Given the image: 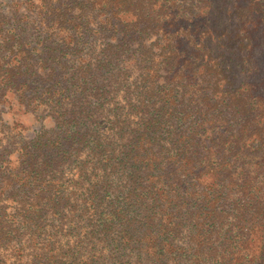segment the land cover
Listing matches in <instances>:
<instances>
[{"label":"trees","instance_id":"obj_1","mask_svg":"<svg viewBox=\"0 0 264 264\" xmlns=\"http://www.w3.org/2000/svg\"><path fill=\"white\" fill-rule=\"evenodd\" d=\"M26 1L34 20L0 38L2 103L24 114L14 91H29L52 124H12L18 144L0 149V264H264V50L249 31L216 30L215 0ZM252 1L228 10L264 18ZM74 220L86 229L63 251L50 240Z\"/></svg>","mask_w":264,"mask_h":264},{"label":"rangeland","instance_id":"obj_2","mask_svg":"<svg viewBox=\"0 0 264 264\" xmlns=\"http://www.w3.org/2000/svg\"><path fill=\"white\" fill-rule=\"evenodd\" d=\"M217 4L215 7V16L217 20L223 19L219 25L213 24V26L218 31H228L232 28L241 27L244 30H248L249 42L255 48H261L264 50V18L259 19L258 13L250 12L246 18V20L250 21L248 24H243L241 20L234 19L233 15L230 14L228 9H233L236 4L237 7H244L246 5H252V0H215ZM35 7L38 6L39 0H34ZM232 5V6H231ZM29 6V7H28ZM37 10L34 9L27 3L26 0H0V38H2V34L9 31L10 27L13 24V20L20 19V17H29L31 20H34L36 16ZM260 13L264 14V8L260 9ZM30 21V20H29ZM9 25V26H8ZM27 40L30 42L31 46H34L36 39H38L37 32L33 29H27L26 32ZM91 43L93 50V43ZM91 51L88 52V54ZM4 54V52H3ZM35 59H32V63ZM259 61L262 63V67H264V54H260ZM264 75V73H263ZM258 76H262V74H258ZM257 76V77H258ZM6 88L0 84V149H14L16 148L18 141L20 139L19 134L13 128L12 124H16V126L21 127L22 135L24 137H29L32 132H35L40 129L41 126L50 127L52 124L50 116L47 108L45 106L39 107L33 102L32 98H34L33 93H29V91L23 94H20L14 91L13 100L20 99L21 109L24 110L26 107L28 112L22 114L20 110H12L7 113V107L3 104V96L5 94ZM122 98V95L120 96ZM24 107V108H23ZM77 220V219H76ZM72 221V222H63L61 225V229L57 231L58 236H53L50 241L54 239L57 241L61 247H63V251H78L76 247L77 241L79 237L83 236L82 230L86 229L85 221ZM67 221H71L67 219ZM42 224L45 226L46 230H49L47 225H55L57 227L60 223L56 220H49L47 218L43 219ZM53 233V229L51 228ZM79 232L80 234L76 236L75 234ZM63 236V237H62ZM48 236H44L47 239ZM82 248L80 251H91L93 252V245L88 243H82ZM9 251H4L5 253ZM90 253V252H89ZM85 254V252H84Z\"/></svg>","mask_w":264,"mask_h":264}]
</instances>
